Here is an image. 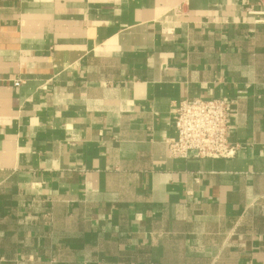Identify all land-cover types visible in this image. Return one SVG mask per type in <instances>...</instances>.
Masks as SVG:
<instances>
[{"label": "crops", "instance_id": "0c3cea01", "mask_svg": "<svg viewBox=\"0 0 264 264\" xmlns=\"http://www.w3.org/2000/svg\"><path fill=\"white\" fill-rule=\"evenodd\" d=\"M187 97L235 157L169 156ZM0 264H264V0H0Z\"/></svg>", "mask_w": 264, "mask_h": 264}, {"label": "built area", "instance_id": "2783aa9c", "mask_svg": "<svg viewBox=\"0 0 264 264\" xmlns=\"http://www.w3.org/2000/svg\"><path fill=\"white\" fill-rule=\"evenodd\" d=\"M173 11L182 16L186 7L179 4ZM173 109L177 135L168 142L171 158L229 159L237 155L240 146L230 139L232 124L225 98L187 97L175 102Z\"/></svg>", "mask_w": 264, "mask_h": 264}]
</instances>
